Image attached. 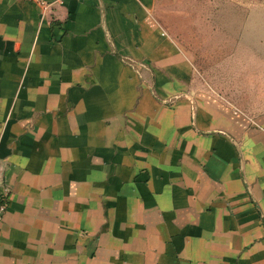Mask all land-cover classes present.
Listing matches in <instances>:
<instances>
[{"label":"crops","instance_id":"1","mask_svg":"<svg viewBox=\"0 0 264 264\" xmlns=\"http://www.w3.org/2000/svg\"><path fill=\"white\" fill-rule=\"evenodd\" d=\"M47 2L0 0V264H264V109L163 0Z\"/></svg>","mask_w":264,"mask_h":264},{"label":"rangeland","instance_id":"2","mask_svg":"<svg viewBox=\"0 0 264 264\" xmlns=\"http://www.w3.org/2000/svg\"><path fill=\"white\" fill-rule=\"evenodd\" d=\"M161 3L162 23L193 56L202 84L245 111L263 110L264 0Z\"/></svg>","mask_w":264,"mask_h":264},{"label":"built area","instance_id":"3","mask_svg":"<svg viewBox=\"0 0 264 264\" xmlns=\"http://www.w3.org/2000/svg\"><path fill=\"white\" fill-rule=\"evenodd\" d=\"M33 1L36 2L43 9L49 5L47 0H33ZM5 208H6V190L0 184V219L5 211Z\"/></svg>","mask_w":264,"mask_h":264}]
</instances>
